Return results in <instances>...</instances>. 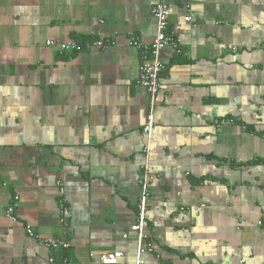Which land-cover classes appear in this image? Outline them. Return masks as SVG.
I'll return each mask as SVG.
<instances>
[{
    "label": "crops",
    "instance_id": "crops-1",
    "mask_svg": "<svg viewBox=\"0 0 264 264\" xmlns=\"http://www.w3.org/2000/svg\"><path fill=\"white\" fill-rule=\"evenodd\" d=\"M157 3L0 0V264L59 255L26 229L69 264H133L151 103L130 41ZM166 4L181 53H160L143 264H264V0Z\"/></svg>",
    "mask_w": 264,
    "mask_h": 264
},
{
    "label": "built area",
    "instance_id": "built-area-1",
    "mask_svg": "<svg viewBox=\"0 0 264 264\" xmlns=\"http://www.w3.org/2000/svg\"><path fill=\"white\" fill-rule=\"evenodd\" d=\"M151 16L155 22V36L151 44L146 45L138 42L135 39H131L130 45L139 52L140 65L138 70L137 85L144 89L150 98V110L146 118V122L142 128V134L146 138V143L142 149V155L144 163L141 166V178L139 180V200L137 204V217L135 224L132 226L131 231L135 233L137 242V248L133 264H143V255L152 252V246L148 242V236L145 233V221L147 216V205L149 200V183L150 178L148 175V155L150 151V140L154 129V117H153V102L157 94L162 88L160 76L164 70L163 65L160 62V53L166 49H172L176 54H180L181 50L174 39V36L169 32V10L166 4V0H158V3L151 11ZM189 18L184 21L189 22ZM48 47H56L60 53L74 52L79 53L85 49L92 47L97 49H104L105 45L102 41L86 42L83 45L77 43H71L68 45L55 46L53 42H46ZM2 184L0 183V187ZM18 205V197H13L10 204L5 209L4 215L9 222L16 220L15 212ZM26 234L31 238L38 239V242L45 249L52 252L61 253L70 247L69 242L55 239V240H43L37 238L31 229H26ZM126 236H124L125 238ZM122 253L107 254L100 258L101 264H115L117 260L122 258ZM39 264H69L66 257H48L47 260L40 262Z\"/></svg>",
    "mask_w": 264,
    "mask_h": 264
},
{
    "label": "trees",
    "instance_id": "trees-1",
    "mask_svg": "<svg viewBox=\"0 0 264 264\" xmlns=\"http://www.w3.org/2000/svg\"><path fill=\"white\" fill-rule=\"evenodd\" d=\"M60 257H65V253H64V251L63 252H61V253H59V255L58 256H55V258H60Z\"/></svg>",
    "mask_w": 264,
    "mask_h": 264
}]
</instances>
